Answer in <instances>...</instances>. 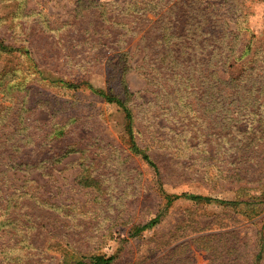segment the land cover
Masks as SVG:
<instances>
[{
  "label": "rangeland",
  "instance_id": "1",
  "mask_svg": "<svg viewBox=\"0 0 264 264\" xmlns=\"http://www.w3.org/2000/svg\"><path fill=\"white\" fill-rule=\"evenodd\" d=\"M99 1L114 3L112 13L120 16L116 20L128 22L137 34L117 31L118 26L103 22L95 11L83 17L76 9L78 0H0V41L16 48L28 46L39 64L37 72L26 77L25 58L0 51V72L8 67L18 70L16 76L10 74L0 81V197L5 198V207L9 202L16 205V217L26 226L23 231L13 226L0 231V251L4 246L21 248L24 235L33 244L29 261L41 264H63L65 249L86 256L115 255L113 264H256L264 242L263 185L250 191L262 198L256 202L260 209L255 212L245 202L225 206L215 200L205 204L186 198L165 211L163 190L236 201L237 193L230 191L220 172L235 175L239 164L254 165L256 157L264 166V107L256 117L249 116L254 122L240 117L236 124L225 110L203 109L199 94H192L190 101L203 119L191 121L195 127L203 124L198 128L206 135L178 136L186 127L185 117L181 121L164 110L168 99H161L157 92L159 83L165 82L149 83L143 70L146 56L158 58L161 31L155 21L162 13L160 0H149L147 18L152 22L121 13L131 0ZM161 2L168 14L175 2L183 3L184 25L192 17L203 22L195 30L184 28L186 34L199 35L204 29L217 38L223 36L214 40V47L233 40L239 52L252 45L245 60L256 52L264 71V0ZM20 9L23 20L17 25L12 14ZM102 29L114 34L108 37V31ZM98 33L108 47L102 53L93 44L98 42ZM119 33L127 34L122 49V44L120 48L111 44ZM77 34L80 41L71 42ZM143 34H147L144 41ZM77 52L84 60V67L77 69L78 80L85 79L96 89H110L132 108L137 144L159 165L163 185L155 169L131 152L127 120L116 104L87 86L70 90L56 82L70 76L69 57ZM125 52H129L132 66L125 77L131 97L125 95L118 75L117 62ZM233 63L213 70L228 80L240 74L241 62L230 68ZM11 80L14 84L7 90L5 83ZM15 145L24 147L19 160L31 165L8 167L6 153H14L11 148ZM66 149L73 152L60 159ZM87 175L95 183L98 179L100 187L81 183V177ZM160 212V223L150 226ZM136 228L141 232L134 236ZM202 237L205 239L196 241ZM21 256L13 250L9 259L0 255V264H21L22 259H17Z\"/></svg>",
  "mask_w": 264,
  "mask_h": 264
},
{
  "label": "trees",
  "instance_id": "2",
  "mask_svg": "<svg viewBox=\"0 0 264 264\" xmlns=\"http://www.w3.org/2000/svg\"><path fill=\"white\" fill-rule=\"evenodd\" d=\"M21 3V2H20ZM78 7L76 8L80 13H84L83 17L87 14L91 13L92 11L98 12L103 22H112L113 26H118V30H121L123 33L131 32L135 33V28H132L128 22L123 20H116L117 17L112 12V5L114 3H101L99 0H78ZM126 8H122V14L125 16H132L135 17L137 20L142 21H150L147 18V11H149V7L151 6V2L149 0H131L125 2ZM161 7L162 13L155 24L159 25L157 27L160 29L158 43L160 49L158 51V58H150L149 56L145 57V66L143 70L148 75L149 83L156 86V83L165 82L166 85L159 83V87L161 89L158 90L157 95L160 97L162 94V98H167V106L164 107V110L167 112H172V117L179 116L180 120L187 121L186 127L177 133L180 137H187L190 136L191 138H196L197 136H205L206 134L203 131L199 130V126H203V124L194 126L196 123H192L191 120H201V116H197L199 111L197 108L193 107L192 102L190 101V96L192 94H199L200 98L198 102L205 104L201 106L203 109L213 107L217 110H225L226 113L230 114L229 116L230 121L235 122L238 124L241 122L240 117L242 119L248 118L250 121L251 117H256L258 115L259 108L264 107V103L262 101V94L264 92V71H262V67L259 66V62L256 61L257 54L256 52H252L247 60L245 54L250 52L252 45L248 46L242 52H239L238 48L233 45L234 41L228 42L226 45H221L222 47H214L213 42L217 38L215 34H212L206 30L200 31V34L197 35L196 33L188 31L189 35L186 34V30L184 28L190 27L194 28L195 25L199 27L202 25L201 22H197L195 18H189L186 21V24H183V15H182V8L183 3L175 2L168 14L167 11L164 12V4L163 2L158 3ZM21 9L22 6L20 5ZM21 9L13 13L12 18L13 20H18L17 25L22 23L23 20V12ZM130 14V15H129ZM67 23V22H66ZM197 26V29L199 28ZM46 27H49L47 25ZM103 31H108L102 29ZM78 32V31H77ZM119 33L117 34L115 40L111 42V44L118 45L120 48V44H122L121 49L124 47L125 38L127 34ZM240 34V31L238 32ZM114 32L107 33V36L110 37L113 35ZM98 42H94L93 44L98 45L97 50H100L102 53L103 48H108L107 44L103 42V37L101 33L99 34ZM191 35V36H190ZM147 38V34H143L141 39L144 41ZM223 39L222 37H218L217 41ZM78 42L80 41L79 35L72 36L71 42ZM142 41V42H143ZM190 41V42H189ZM216 41V42H217ZM257 42H254L256 45ZM250 47V48H249ZM0 51L10 56L14 53L20 54L25 60L28 62L27 67V74L26 77H29L35 74L37 70L36 68L39 67V64L32 56V50L27 47H14L10 46L9 44H5L0 41ZM98 53V51L96 52ZM240 53V54H239ZM249 55V56H250ZM78 57H81V60H78ZM129 52H125L124 56L122 55L118 62L117 67H119L118 75L121 81V84L124 85L125 95L128 97L133 96L130 92L129 87L126 82V74L129 70L132 69L131 64L128 61ZM242 58V59H241ZM69 60L71 62V74L66 78H59L56 82H59L64 87L70 90H78L82 87L87 86L91 89V91L100 97L104 98L107 102L116 104L125 114V118L127 120L126 124V131L129 136V148L133 154L139 155L150 167L155 169L157 175L159 176V181L163 185V180L161 177V170L159 165L153 159L152 155L147 152L145 149L140 148L137 144L136 138V115L133 113L132 108L128 106L127 102L119 97L116 94L111 93L109 90L104 89H96L94 86L87 80L83 79L79 81L78 79L81 78L79 74V67H84L82 65L83 54L81 55L79 52L76 54H70ZM233 60L234 63L230 64V68L233 65L240 63V74L238 76H233L228 80H224L219 77L218 73L213 70L214 67L217 65L222 64L223 66H227L229 62ZM215 61H218V64H214ZM32 70V71H31ZM18 70L16 68L8 67L5 68L2 72H0V81L3 78H6L10 74L16 76ZM21 84V82H19ZM2 85V83L0 82ZM14 83L12 80L5 83V88L8 90ZM1 87V86H0ZM28 89V88H25ZM230 100V103L227 101ZM242 113V114H241ZM245 113V114H244ZM190 114H194V116H190ZM185 117V118H184ZM184 118V119H183ZM183 119V120H182ZM203 119V118H202ZM248 122V120H247ZM204 123V120H203ZM191 127V128H190ZM235 128V126H233ZM229 136H232V133H228ZM173 141L171 142V144ZM187 143H190L187 142ZM14 148V149H13ZM12 152H8L7 157L8 161L6 164L8 167L21 169V167L29 166L32 163H28L24 160H19V154L23 152L24 147L15 145L13 146ZM73 150L66 149V151L60 156V159L67 157ZM5 156V154H3ZM2 156V157H3ZM248 158V157H246ZM257 161L254 165L249 164L248 162L239 164V168L236 171L235 175H224V171L220 172L221 179L225 181V184L229 186L230 191H234L238 195V199L236 201H227V200H220L214 199L209 196H202L196 194H168L163 190V196L165 199V211H167L177 200L182 198H186L192 200L196 203H205L210 204L214 200L219 202L225 206H237L240 203L245 202L248 206H254L252 210L255 212L257 209H260L258 200H262L260 196H256L251 194V188L258 184L264 186V166L260 159L253 158ZM247 161V160H246ZM34 165V164H33ZM256 167H258L256 169ZM81 183L87 186L93 187H100L99 181L97 179L95 183V178L91 175L81 177ZM263 183V184H262ZM9 204L5 207V198L0 197V231H5L6 227L13 226V229H18L19 231H23L26 227L21 223L16 217V213L14 212V208H17L16 205ZM57 208V207H56ZM163 213L160 212L153 220L150 222V226H155L160 223L162 220ZM141 232L140 228H136L132 235H137ZM21 242L23 246L19 249L17 247L11 248L5 246L1 249L0 255L3 257V260L9 259L8 254L15 251H20L23 256L21 258L23 262L21 264H41L40 261H29L31 259V255L29 252L33 248V244L29 241L28 237L23 235ZM205 239L204 237L197 239L196 241H202ZM263 240V238H262ZM18 246V244H15ZM63 257V264H113L116 260L115 255L106 256V255H91L86 256L83 255L81 252L76 250L64 251ZM264 257V242H262L260 250L256 255V264H260L262 258Z\"/></svg>",
  "mask_w": 264,
  "mask_h": 264
}]
</instances>
